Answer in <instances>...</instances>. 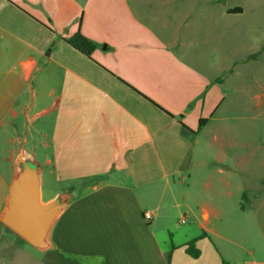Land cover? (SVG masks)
<instances>
[{
	"label": "crops",
	"instance_id": "1",
	"mask_svg": "<svg viewBox=\"0 0 264 264\" xmlns=\"http://www.w3.org/2000/svg\"><path fill=\"white\" fill-rule=\"evenodd\" d=\"M78 31L91 58L66 42ZM246 37L260 45L242 65L264 67V0H0V214L18 160H43L48 201L69 198L50 264H264L261 227L259 243L223 231L252 198L264 209V176L227 160L218 130L211 159L202 145L231 118L229 48Z\"/></svg>",
	"mask_w": 264,
	"mask_h": 264
},
{
	"label": "rangeland",
	"instance_id": "2",
	"mask_svg": "<svg viewBox=\"0 0 264 264\" xmlns=\"http://www.w3.org/2000/svg\"><path fill=\"white\" fill-rule=\"evenodd\" d=\"M245 6L251 9L250 12L257 8L251 4ZM247 40V37L236 38L232 51L229 48V54L233 56L236 64L235 75L228 83L229 94L225 97L221 110L228 109L231 118L227 121H219L217 124L211 123L205 131L207 135L202 139V145L205 149V143L209 142L210 138L215 135V130H218L220 133L216 144L224 146L227 160H249L247 170L243 173L264 176V67L261 61L252 63L248 69L242 65L249 55L253 57L255 47L260 45L256 37H249L250 43ZM222 50L220 49V53L223 54ZM214 150L206 148L204 156L211 159ZM191 159L194 160V151L189 157V160ZM37 161L43 162V160ZM189 182L194 187V181ZM248 183L255 184L253 181ZM53 188V183L46 184L42 188L44 201H48L52 197ZM260 193L263 192L260 191ZM258 200L259 196L251 199L252 206L246 213L241 214L237 211L234 214L231 213L236 227L223 230L242 244L259 243V227L264 234V209L257 216L252 212ZM193 205H196L195 202ZM225 227L227 228V226ZM7 230L0 227V231L7 233ZM11 234L9 240L0 237V253L2 255L0 264H50V257L47 256L49 254L43 253L28 242L21 240L14 233ZM217 243L221 247V242L217 241ZM236 251L239 255H235V257L241 259L244 256L243 251L240 249H236Z\"/></svg>",
	"mask_w": 264,
	"mask_h": 264
},
{
	"label": "water",
	"instance_id": "3",
	"mask_svg": "<svg viewBox=\"0 0 264 264\" xmlns=\"http://www.w3.org/2000/svg\"><path fill=\"white\" fill-rule=\"evenodd\" d=\"M68 202L65 194L43 201L42 166L35 160L20 158L0 220L30 245L45 250L51 246L52 227Z\"/></svg>",
	"mask_w": 264,
	"mask_h": 264
},
{
	"label": "trees",
	"instance_id": "4",
	"mask_svg": "<svg viewBox=\"0 0 264 264\" xmlns=\"http://www.w3.org/2000/svg\"><path fill=\"white\" fill-rule=\"evenodd\" d=\"M66 42L88 58L92 57V54L97 48V44L91 39L87 38L84 34H82L81 31H78L75 35L66 39ZM203 121L205 122L206 120H202L201 125L203 124ZM20 239L22 238L20 237ZM195 244L196 240L191 241L188 244L186 251L192 257L197 258L200 255V251L196 248ZM223 264L227 263L223 262Z\"/></svg>",
	"mask_w": 264,
	"mask_h": 264
},
{
	"label": "built area",
	"instance_id": "5",
	"mask_svg": "<svg viewBox=\"0 0 264 264\" xmlns=\"http://www.w3.org/2000/svg\"><path fill=\"white\" fill-rule=\"evenodd\" d=\"M152 217H153L152 212H150V211L145 212V218H146L147 220L152 219Z\"/></svg>",
	"mask_w": 264,
	"mask_h": 264
}]
</instances>
